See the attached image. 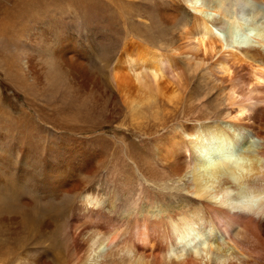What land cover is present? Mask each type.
<instances>
[{
    "label": "bare ground",
    "instance_id": "6f19581e",
    "mask_svg": "<svg viewBox=\"0 0 264 264\" xmlns=\"http://www.w3.org/2000/svg\"><path fill=\"white\" fill-rule=\"evenodd\" d=\"M25 1L7 0L1 9L5 15L2 24L5 27L14 21L10 34H19L18 41L28 35V30L21 32L20 22L26 10L35 17L45 12L48 18L47 3H58ZM90 1H100L103 8L113 10L120 6L119 23L135 22L141 28L140 36L126 40L120 53L106 56L96 43L89 48L78 38L62 39L58 25L49 26L48 19L43 25L33 23L31 16L24 19L26 29L33 33L18 48L17 61L45 92L43 103L61 98L69 105L100 101L111 107L112 100L118 99L132 119L138 118L139 108L143 114V107L160 89L177 81V60H186L196 67L203 64L204 75L217 84L216 105L210 110L203 104V115L195 111L175 123L170 114H152L142 124L135 118V129L144 136L141 139L128 140L130 130L123 129L120 148L106 149L123 153V159L119 155L114 158L113 172L119 170V164L132 165L124 172L123 202L93 183L80 186V177L96 174L105 153L99 142L95 141L100 146L94 142L88 145L89 138L76 134L91 133L92 129L79 125L75 116L67 124L58 114L70 131L76 130L69 141L63 142L58 132L51 131L46 139L40 138L46 133L39 135L42 144L38 149L24 142L12 141L13 148L0 144V172H8L3 164L6 160L7 164L24 165L23 173L30 177L28 186L20 178L21 182H12L10 188H4L0 179V239L15 237L21 225L26 236L22 239L32 240L31 251L35 252L28 254L30 249L14 247L18 234L12 245L3 238L6 244L0 240V264H264V0H154L150 8L136 9L134 17L125 9L129 0L115 4ZM136 3L132 0L131 6L137 8ZM155 12L174 31L172 41L158 46L147 30ZM251 30L256 31L252 40L234 37L251 34ZM129 45L136 54L129 53ZM95 60L102 63H93L102 73L87 67ZM66 93L73 99L65 100ZM37 116L36 123L30 120L37 128L50 123L58 129L50 116ZM148 144L154 150L145 154L142 149ZM233 146L240 147L239 162L226 154ZM210 155L216 158L210 161ZM18 185L27 190L25 195L14 194ZM2 192L11 194L17 206H11ZM166 196L175 202L158 203ZM63 197L71 198L65 216L62 211L45 214ZM42 207L45 215L38 214ZM50 248L55 252L52 262L45 261Z\"/></svg>",
    "mask_w": 264,
    "mask_h": 264
},
{
    "label": "rangeland",
    "instance_id": "374dc122",
    "mask_svg": "<svg viewBox=\"0 0 264 264\" xmlns=\"http://www.w3.org/2000/svg\"><path fill=\"white\" fill-rule=\"evenodd\" d=\"M12 1H15V0H11V3ZM18 1L26 2L25 0H18ZM64 1L65 0H58V3L57 1L47 3L48 8H46V10L49 13L48 18H47L46 13L42 9L39 11H43L44 16H40V17H35L32 15L31 11L29 12L28 10H26L25 11L26 15L24 14L25 16L23 15L20 19L21 20L20 22L22 23L21 25L23 26V29H21L22 30L21 32L23 33V31L25 30L27 32L28 30L27 32L28 35H26L25 38L30 37L31 36L30 34L33 33L31 29H26V26L24 25L25 22L28 20V17L30 18V16L33 19V23L36 22L38 24L43 25L42 22L48 19L49 26H54L55 24H57L58 32H59L58 35L62 39L68 38V40H71L72 38L74 39L78 38L77 41L79 43L83 44L85 47L88 46L89 48H94L93 46L96 43L95 46H98V48L101 47L103 51L105 52L104 55L106 56H110V55L112 56V54H114L115 52L120 53L122 51V47L126 40L129 41V39L133 38L134 36L136 37L140 36L141 28L135 22L129 23V21H126L125 25L121 24V22L119 23L121 9H120V6L118 5H115L116 9L113 10L108 7L103 8L102 2L100 1H95V2H92L90 0H70V1H65V2ZM131 1L132 0H129L127 2L125 9L126 11L130 12L134 17L136 16L135 14H137V11H135L136 9L140 11L142 9L150 8L151 6L148 7V5H150L151 2L154 0H135L138 3V4L136 3L135 5V7L137 8H133L134 6H131L132 5ZM6 2L7 0H0V12H1L0 13V23H1L0 25V132L2 134L0 135V139L3 137L1 139L2 141L0 140V144L2 146L9 145V146H12L13 148V146L15 145V143L13 142H18V143L24 142V144H26L27 146H31L34 144L36 145V149H38V148H41V144H42L41 141L38 139L39 135L44 136L47 134L46 137H40L42 139H46L47 137L51 136L50 135L51 131L58 132V135H60L61 139L65 140L63 142H66V140L69 141L68 140L69 135H71L76 130L70 131L68 127L69 125H67L68 124L67 122L71 120H75L71 118V116H75L77 117L76 121H78L79 125H81L83 128H86V130L92 129L91 133L83 132L82 134H79V133H76V134L78 136L89 138L87 142L88 145H90L92 142H94V144L97 146L101 145L105 153L103 162L101 166L98 168V171L96 172V174L90 178L80 177L81 179L80 186L93 183L92 185H97L99 187L101 186V188L103 187L104 189L103 188L102 189L105 191L106 194L112 193L114 196L117 195L120 201L123 202L125 200V195H126V194H123V192H125V189L123 186V182L125 181V173H126L125 170L131 168L132 165L131 164H129L128 166L126 165L125 166L126 168H125L123 167V164L122 165L119 164V170L113 172L112 171L113 168L110 166L113 165L114 158L117 155H119V159L121 158L123 159V153L120 149L119 151H116V150L111 151V152L106 151L107 148L111 149V147H115V146L119 147V145L123 144V142H119L122 138V135H124L125 133L123 129H125L126 127V129L130 130V131H127V133L129 134L128 140H137L138 138L141 139L144 137L139 132H137V130L135 129L136 126L138 127L137 124L140 122H141L140 124H142L145 118L147 119V121L150 120L151 119L150 115L152 114L160 113L166 116H169L170 114V116L174 118L172 119V123L173 122L175 123L177 120L181 119L182 115L183 116L191 115L195 111H196V114L198 113L197 115H203L206 112L204 108L214 110V107H215L214 105H216L214 96L216 94L217 84L204 75L203 69L201 67L203 66V64L201 65L199 64V67L198 66L196 67L194 66L195 64L194 62H188L186 60L184 61L177 60L178 62L177 66L179 68L176 66V69L174 71V73H176L175 78L177 79V81L174 79L175 81L173 80V83L170 81L171 84L169 83L167 84L168 86H164L165 89L162 88L164 90L160 89L161 91L159 92V94H163L164 91L166 90L165 95H168V96H165L164 94H163L164 97L159 94L156 97L154 96L155 97L153 98L154 100H152L151 103L146 104V107H143V109L141 110L143 114L139 112L142 107L139 108V110L137 111L139 113V114L137 113L138 118L133 117L132 119L127 106L123 102H120L118 99L112 100L111 107H109V104L107 107V104H103L100 101H97V102L87 101L86 102L88 103L87 106H85V103L82 105H77L75 103L72 105H69L68 103L64 104L61 101V98H58L59 101L54 100L52 102L43 103L41 101V96L45 92L40 89L38 84L33 83L31 81V79L29 78L28 72L21 67L22 62L17 61L18 60L17 55H19L18 52H20L18 48L20 47L22 42L26 43L25 38H20V41H18L19 34L17 35L10 34L11 33L10 31L14 25V21H10L9 24L8 23L5 24V27L2 24L3 18H5V15H3V12L1 11V9L8 4ZM115 2L118 3V0H104L103 3L104 4H113V3L115 4ZM21 9H24V8L22 7ZM14 10L15 9L12 8L11 13ZM11 13H10V16H11ZM152 21H153L152 26L147 30L148 32L151 31V33L153 34L152 39L155 42V46L160 45L162 42L166 43V42L172 41L173 39L172 33H174L173 29H170L168 24L165 23L162 19H160L157 12L153 13ZM255 32H256L255 30H251V34L237 33L234 37H236L240 41L252 40L254 39L253 35L255 34ZM136 37L134 38L138 40ZM16 39L18 42L16 41ZM128 50L130 54L137 53L136 50H133V48L130 47V45L128 46ZM100 62L105 64V62L103 61V58H101ZM100 62H97L96 60L94 62L90 61L87 63V67L91 68L92 71L101 72L98 69V67L95 66V64H93V63H97L99 65H102V63ZM12 67L14 68L15 72L13 71ZM20 74L23 75L22 78ZM177 76L179 77L177 78ZM173 84H174V87H173ZM176 85L178 89L175 88ZM59 86H62V83L61 84L59 83ZM171 89L172 90L174 89V90L172 91ZM136 94L138 93L133 92V95H136ZM172 94L174 95L172 96ZM63 98L64 99L66 98L65 100L73 99L70 93H66ZM171 102L173 105L171 104ZM96 104L97 105L100 104L102 107L100 108L96 107ZM119 104H121L122 106ZM150 104L152 106H150ZM203 104H204V108L202 107ZM109 108L111 109L110 110L111 112L108 110ZM197 108H199V110ZM201 109L202 111H200ZM146 110L147 111L149 110L148 113H146L147 112ZM152 110L153 111L155 110V111L153 112ZM151 111L153 113H151ZM24 113H26V115H24ZM58 114L60 117H63L65 119L67 124L63 123L62 121L58 119ZM140 114L143 115L142 116L143 119L139 117L141 116ZM37 115L50 116L52 119H54L52 120L53 123H58V129L53 128L50 123H46L42 128H37L36 125H33L34 123H36L35 120L36 121L38 120ZM135 118L138 119V123H137V119ZM31 119L34 120L33 124L30 123ZM114 130L118 131V133L114 132ZM26 134L27 135L36 134V137L35 136L27 137ZM64 136H68V137H64ZM24 138L26 141L24 140ZM35 139H38V141H34ZM95 141L99 142L100 145L96 144ZM136 145L140 146L139 143H136ZM232 148L230 149L229 153H226V154H230L229 156H231V158L234 161L239 162L241 159L239 155L240 147L233 146ZM142 150L145 154H147V152L148 154H150V153H153L154 149L152 148V145L148 144L146 146V149L144 147V149ZM14 153L15 152L13 151V153L11 154H14ZM210 156L208 157L210 161L211 160L213 161L216 158L213 155H210ZM15 157L16 156L13 157V160H15ZM48 159L50 160L51 163L54 162V160H52L53 155L51 153L48 154ZM3 164H4V169L9 172V173L4 172V171L0 172V179L4 182V188L5 187L10 188V185H12V182H15L17 180L18 182H21L22 180L23 182L22 184L26 183L25 185L27 186L30 184V177L28 176V172L23 173L24 165L22 166V164L19 163L20 166L19 165L16 166L15 164H13V162H8L7 164L6 160L3 161ZM20 174H22V176H20ZM121 178L123 179L121 180L122 182L120 181ZM157 178H159V176ZM4 179L7 181H5ZM26 192H27L26 189L24 191V189H22V187L18 185L14 191V194L16 196L25 195ZM3 193L4 192H2V197L5 200H7L8 203L10 202L9 204L11 206L16 207L17 205L13 203L15 198H11L12 197L11 194L7 195ZM6 195L8 198H6ZM166 195H169V194H166ZM167 197L168 196H166L164 201L162 199L164 197H160L161 199H158L159 200L158 203L159 202L162 204L165 203L167 205V204H170L171 202L173 203L175 202V200L168 199ZM56 203L53 205L54 207L51 206L52 210L47 209L46 210L47 212H45L46 208L42 207V209L44 208L43 210L40 209L42 213L39 212L38 214L45 215L46 213H49V212L56 214L57 212L62 211L63 215L65 216L67 213L66 210L71 204V198L63 197ZM53 210L54 212H52ZM21 228L23 227L20 225V230L18 231L20 233H17L18 235L15 234V237L13 236L14 238H16V235H17V237H20V239L17 240L16 238L15 240L13 237H10V238L3 237L6 241L3 238L2 239L6 243L9 242L8 244H11V245L13 244L15 240L14 247L17 248L19 251L25 250L28 248L30 249V251H28L29 253L27 252L28 254L35 253L31 251L32 250L31 246H32L33 241L30 240L27 242V240L25 239L26 237L25 231L24 229L22 230ZM87 230H89V228H87ZM23 235L25 236L24 239H22ZM3 240H2V243H4ZM17 242H19L20 244ZM1 245L2 244H0V248L2 247ZM4 250L6 251L5 247H4ZM54 256H55L54 248H50V250L48 251L46 255L45 261H50V262H52L51 260L54 261L55 260L53 259ZM52 264H54V262H52Z\"/></svg>",
    "mask_w": 264,
    "mask_h": 264
}]
</instances>
